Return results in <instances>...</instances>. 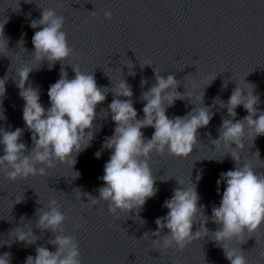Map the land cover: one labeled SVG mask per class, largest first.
<instances>
[{
    "label": "water",
    "instance_id": "1",
    "mask_svg": "<svg viewBox=\"0 0 264 264\" xmlns=\"http://www.w3.org/2000/svg\"><path fill=\"white\" fill-rule=\"evenodd\" d=\"M44 9H55L65 17L64 31L72 48L69 61H57L51 70L47 60L40 65L32 57L35 51L32 37L41 29H33L30 24L42 18ZM105 11L112 12L111 20L104 17ZM3 24L8 44L4 41V51L0 52V79L7 76L6 94L2 98L6 119L0 120V129H24L20 142L29 150L32 133L23 120L25 101L15 80L16 70L24 65L40 66L30 73L28 83L40 89L45 108L50 106L49 87L60 79L62 67L69 79L75 77L73 67L67 64L70 62L85 73H93L98 87L111 89L123 77L133 90L131 99L138 119L144 118L146 102L142 93L156 83L154 69L165 78L174 75L179 82L177 91L186 97L189 94L202 97L204 93V106L214 115L207 127L198 130V144L189 156L151 155L149 163L159 191L147 200L140 213L145 223L128 219L126 214L116 219L103 201L94 207L87 206V196L82 195L83 201L79 199L77 189L98 197V189L104 185L101 177L112 150H102V144L116 127L108 108L116 97L107 92L106 100L96 109L94 123L99 130L95 139L78 155L73 168L57 163L44 176L17 181L9 180L7 170L0 169V255L10 253V264H25L29 255L36 256L37 247L56 251L49 244L53 234L37 227L36 216L37 209L55 199L67 217L63 234L77 239L82 264H230L211 233L183 251L158 249L152 244L156 237L143 236L156 231V219L167 215L169 210L163 204L180 187L177 179L186 185L197 184L199 203L208 217L206 227L210 232L218 230L219 225L212 221V208L219 206L226 183L218 191L217 180L221 173L235 170L236 161L226 156L223 148L214 149L212 144V140L219 138L223 119H232L227 109L214 100L219 97L227 102L237 82L244 85L246 81L254 85V95L260 98L258 108L264 111V0H0V26ZM128 61L135 76L129 75ZM148 63L152 66L141 68ZM142 79L147 80L146 85H141ZM225 81L226 88L222 87ZM247 87L253 90V86ZM194 107L190 99H178L167 108L166 114L169 118L183 117ZM105 111L109 113L107 118H103ZM236 112V120L248 115L242 105ZM141 131L148 140L155 129L147 127ZM245 144L240 153L242 160L255 167L256 174H264V136L257 137L254 144L252 138H247ZM97 151H102L99 159L95 156ZM3 154L0 146V156ZM75 172L80 173L78 178ZM199 174L202 179L197 182ZM22 198V202L16 203ZM206 220L203 215L198 217L193 232ZM18 227L32 228L39 239L31 245L14 240ZM167 232L165 228L162 234ZM228 245L229 249L241 248L247 264H264V227L246 233L240 240L229 241Z\"/></svg>",
    "mask_w": 264,
    "mask_h": 264
},
{
    "label": "clouds",
    "instance_id": "2",
    "mask_svg": "<svg viewBox=\"0 0 264 264\" xmlns=\"http://www.w3.org/2000/svg\"><path fill=\"white\" fill-rule=\"evenodd\" d=\"M104 17L111 20L113 14L105 11ZM64 25L65 17L55 9H44L42 18L31 21V28L41 29L32 37L35 49L32 57L40 65L47 60L49 70L57 61L66 63L72 55ZM3 28L4 24L0 26V52L4 51L3 42L8 44ZM20 44L24 45V41L21 40ZM67 64L73 67L75 77L69 79L67 71L62 67L60 79L49 87L48 108L41 103L40 89L28 83L30 73L40 66L24 65L16 70V85L20 90V97L25 101L23 120L32 133V148L29 150L25 143L20 142L24 129H0V146H3L4 153L0 156V169L7 170L9 180L17 181L35 175L44 176L57 163L70 164L73 168L78 155L95 139V133L99 130L94 123L97 119L96 109L106 100V93L111 91L116 98L108 108L116 127L113 135L106 137L102 144V150H112L101 177L104 185L98 189V197L82 193L77 188L80 190L78 198L86 195L88 202L85 204L89 207L103 201L108 204L109 213L116 219L121 214H126L128 219L144 224L140 213L147 200L155 197L159 191L149 163L151 155L167 153L175 157H187L193 152L198 144V130L207 127L214 115L209 107L204 106V93L202 97L192 94L186 97L185 93L177 91L179 82L174 75L165 78L154 69L156 83L142 93V100L146 102L143 107L144 118L138 119V112L131 99L133 90L123 77L116 83L111 80L113 88H102L98 87L93 73H85L70 62ZM126 64L130 69L129 75L135 76L136 73L131 71V61ZM145 65L152 66L148 63L141 65V68ZM6 81L7 76L0 79V120L6 119L2 108ZM227 83L225 81L222 87L226 88ZM146 84L147 80L142 79L141 85ZM247 86H253V90ZM186 98L195 106L193 110L183 117L169 118L167 108L172 107L176 100ZM214 103L226 108L232 119H223L219 138L212 140V144L214 149L223 148L227 152L226 156L230 155L236 161L235 170L221 173L217 180L218 191L219 186L226 183L219 206L212 208V221L219 225L218 230L210 232L206 227L208 217L204 206L199 203L197 184L190 182L186 185L177 179L180 187L174 189L172 197L163 204L169 210L167 215L157 218V230L145 233L143 238L156 237L152 239V244L158 249L174 248L183 251L195 240L211 233L212 240L223 248L230 264H247L241 248L239 251L229 249L228 242L240 240L246 233L252 234L264 227V174H256V168L244 162L240 155L246 147L247 138H252L254 144L257 137L264 136V111L258 108L260 98L254 95V85L246 81L244 85L237 82L227 102L216 97ZM241 105L248 115L236 120V109ZM103 114V118H107L109 113L105 111ZM147 127H153L155 131L151 139L145 140L141 130ZM101 155L102 151L95 153L97 159ZM256 155L259 157V152ZM75 173V178H78L80 173ZM196 179L199 182L202 174ZM22 200L23 198L16 203ZM131 213L135 215L132 216ZM201 215L207 220L201 221L198 230L193 232V226L198 225L197 220ZM36 216L37 227L42 232L51 231L53 234L54 239L49 240V244L56 251H49L43 246L37 247L36 256L29 255L25 264H82L77 239L63 234L67 217L57 200L52 199L47 206L37 209ZM24 219L21 218V223ZM165 228L168 232L162 234ZM14 231V240L20 243L31 245L39 239L32 228L25 230L24 227H18ZM10 256V253L0 255V264H10Z\"/></svg>",
    "mask_w": 264,
    "mask_h": 264
}]
</instances>
